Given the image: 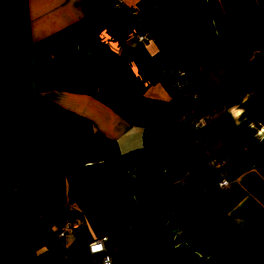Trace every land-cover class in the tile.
Segmentation results:
<instances>
[{
    "label": "crops",
    "instance_id": "crops-1",
    "mask_svg": "<svg viewBox=\"0 0 264 264\" xmlns=\"http://www.w3.org/2000/svg\"><path fill=\"white\" fill-rule=\"evenodd\" d=\"M120 1L0 0V264H84L85 244L109 233L113 264H173L177 247L197 264H264V43L244 35L237 0H216L231 42L219 39L207 0ZM141 30L155 39L137 42ZM234 58L257 69L251 89ZM178 68L201 97L205 149L179 125L180 152L139 183L152 109L186 104L168 77ZM75 74L92 79L91 91L60 87ZM209 152L227 161L226 188ZM101 171L68 201L67 187ZM40 188L51 199L37 212L27 198ZM177 207L163 251L158 230ZM66 219L73 226L59 237Z\"/></svg>",
    "mask_w": 264,
    "mask_h": 264
},
{
    "label": "trees",
    "instance_id": "trees-1",
    "mask_svg": "<svg viewBox=\"0 0 264 264\" xmlns=\"http://www.w3.org/2000/svg\"><path fill=\"white\" fill-rule=\"evenodd\" d=\"M207 4L213 16L219 39L231 42L233 39V29L229 17L219 10L216 0H207ZM237 13L244 35L252 38L258 45H262L264 43V4L259 5L254 0H237ZM94 45L95 43L92 47ZM234 64L236 76L241 79L245 90L251 89L258 75L257 69L252 67V69L240 70L237 66L236 58H234ZM77 75H71L70 79L68 77L59 79L66 80L65 84L59 86L72 91H91L92 83L89 81L92 79L81 80ZM168 77L170 82H173V76L169 74ZM182 79L187 84L183 88H176L174 86L178 93L183 89L195 87L186 72H184ZM177 114L179 115L176 111L172 112L162 108L160 105H156L142 127L140 153L136 168V176L139 183L155 177L182 149L178 138L179 125L182 123L180 116L177 117ZM239 153L241 154V152ZM255 153H250L249 157ZM103 176L104 172L101 171L75 186L67 187L66 196L68 201H74L77 196L99 182ZM50 199L51 190L49 188H40L31 193L27 201L35 211L39 212L49 207ZM177 209L178 207L167 217L164 224L158 230L159 243L163 251H166L170 246V235L178 222ZM122 233L123 228L120 226L117 229V235L122 237ZM238 259L237 257L234 262ZM172 261L173 264H197L196 256L182 247H177L176 251L172 253ZM45 264H48L47 261Z\"/></svg>",
    "mask_w": 264,
    "mask_h": 264
},
{
    "label": "built area",
    "instance_id": "built-area-1",
    "mask_svg": "<svg viewBox=\"0 0 264 264\" xmlns=\"http://www.w3.org/2000/svg\"><path fill=\"white\" fill-rule=\"evenodd\" d=\"M104 3L105 5L116 9L120 6L121 1L104 0ZM149 39L154 40L155 37L143 30L135 34V40L137 42H143ZM168 74L173 76L172 83L176 88H183L187 84V82L182 79L184 75L182 69H170L168 70ZM179 94L183 97L186 104L181 107H175L172 109V112L176 111L179 113L181 123L185 126L186 135L190 138V141L198 144L201 149L204 150L206 140L201 130L204 126L205 120L204 117L197 112L196 107V102L201 100V97L195 87L191 89H183ZM206 159L208 166L217 175L215 185L221 189L226 188L229 184L227 179V161L216 152H209L206 155ZM72 226L73 225L70 221L66 219L62 223L61 228L56 232V235L62 237L63 234L69 233ZM118 249L119 245L114 233L93 238L85 244L86 255L84 264H113V256L117 254Z\"/></svg>",
    "mask_w": 264,
    "mask_h": 264
},
{
    "label": "clouds",
    "instance_id": "clouds-1",
    "mask_svg": "<svg viewBox=\"0 0 264 264\" xmlns=\"http://www.w3.org/2000/svg\"><path fill=\"white\" fill-rule=\"evenodd\" d=\"M105 34H106V30H102L101 35H102V36H105ZM111 47H112L113 50L116 49V45H115V44H113ZM134 71H135V69H134ZM242 111H243L242 109H241V110H238V111H235V112H234V115H235V116H239V115L241 114ZM261 132L264 133V129H261ZM94 250H95V249H94Z\"/></svg>",
    "mask_w": 264,
    "mask_h": 264
},
{
    "label": "rangeland",
    "instance_id": "rangeland-1",
    "mask_svg": "<svg viewBox=\"0 0 264 264\" xmlns=\"http://www.w3.org/2000/svg\"><path fill=\"white\" fill-rule=\"evenodd\" d=\"M198 103H199V102H196L197 107H198ZM178 116H179V115L177 114V117H178ZM222 157H223V156H222ZM227 164H228V163H227Z\"/></svg>",
    "mask_w": 264,
    "mask_h": 264
}]
</instances>
